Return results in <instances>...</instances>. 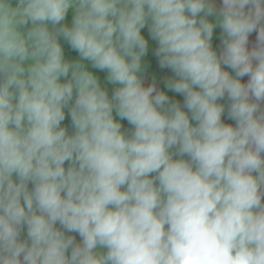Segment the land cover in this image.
I'll list each match as a JSON object with an SVG mask.
<instances>
[{"label": "clouds", "instance_id": "9594fccd", "mask_svg": "<svg viewBox=\"0 0 264 264\" xmlns=\"http://www.w3.org/2000/svg\"><path fill=\"white\" fill-rule=\"evenodd\" d=\"M0 264H264V0H0Z\"/></svg>", "mask_w": 264, "mask_h": 264}, {"label": "rangeland", "instance_id": "374dc122", "mask_svg": "<svg viewBox=\"0 0 264 264\" xmlns=\"http://www.w3.org/2000/svg\"><path fill=\"white\" fill-rule=\"evenodd\" d=\"M218 31V30H217ZM145 34H146V32H145ZM216 43H218V40L217 41H215ZM66 48H67V46H65ZM70 51V50H69ZM72 55H74V53H72ZM149 59L151 60V62H152V64H153V69L154 70H157L158 71V69H156V65H155V60L151 57V55L149 56ZM99 75H100V73H98ZM101 76H102V74H101ZM171 95V94H170ZM78 239V238H77Z\"/></svg>", "mask_w": 264, "mask_h": 264}, {"label": "crops", "instance_id": "0c3cea01", "mask_svg": "<svg viewBox=\"0 0 264 264\" xmlns=\"http://www.w3.org/2000/svg\"><path fill=\"white\" fill-rule=\"evenodd\" d=\"M249 41H250V45L252 44V43H254L255 44V40H253V39H249ZM101 75V74H100ZM246 77L245 78H242V81L244 82V81H246ZM227 122H229V123H231V121H227ZM78 238V237H77Z\"/></svg>", "mask_w": 264, "mask_h": 264}, {"label": "flooded vegetation", "instance_id": "af4514ba", "mask_svg": "<svg viewBox=\"0 0 264 264\" xmlns=\"http://www.w3.org/2000/svg\"><path fill=\"white\" fill-rule=\"evenodd\" d=\"M249 39H253V40H256V34L255 33H252L249 37ZM251 45H254V43H252ZM250 45V46H251ZM153 65V64H152ZM243 82V81H242Z\"/></svg>", "mask_w": 264, "mask_h": 264}]
</instances>
